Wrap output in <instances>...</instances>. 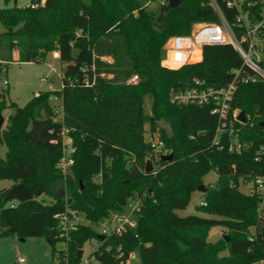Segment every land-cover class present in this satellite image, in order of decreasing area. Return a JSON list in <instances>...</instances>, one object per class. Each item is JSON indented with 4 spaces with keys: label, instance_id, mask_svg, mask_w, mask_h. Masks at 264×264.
<instances>
[{
    "label": "trees",
    "instance_id": "obj_1",
    "mask_svg": "<svg viewBox=\"0 0 264 264\" xmlns=\"http://www.w3.org/2000/svg\"><path fill=\"white\" fill-rule=\"evenodd\" d=\"M148 1L29 0L25 7L0 8V73L13 55L19 62H41L57 53L61 63L60 90L38 92L22 107L8 105L15 109L0 128V143L6 147L0 179L12 181L11 186L24 183L33 197L15 203L4 199L10 187L0 190V236L43 237L50 245L65 240L72 264L93 238L97 247L90 257L96 264H121L118 247L123 258L138 248V264H253L264 259V221L258 217L259 198L241 192L239 184L248 175L264 174L259 152L264 146V80L237 79L230 111L247 115L245 124L235 123L237 139L245 146L229 152L223 135L218 149L213 144L218 121L210 106L171 104L169 93L190 87L195 79L220 87L232 81V70L253 71L230 44L205 45L196 63L162 66L168 37L188 34L193 23L217 22L218 16L207 0H181L175 8L155 2L150 8ZM218 2L232 21L235 9ZM260 65L264 68V48ZM134 74L136 84H128ZM52 95L60 103L59 120ZM146 95L151 98L149 130L159 128L172 154L170 161L158 160L151 172L144 171L151 153L144 141ZM5 107L0 86V111ZM158 121L168 125L169 134ZM63 127L73 147L65 174L56 167L63 155ZM210 171L216 181L200 192L206 204L198 206L209 217L177 215ZM142 193L135 230L98 239L91 224L121 212L130 196ZM65 207L76 209L87 223L59 238L54 215ZM214 225L229 231L227 240L207 241ZM225 250L227 255H221Z\"/></svg>",
    "mask_w": 264,
    "mask_h": 264
},
{
    "label": "built area",
    "instance_id": "obj_2",
    "mask_svg": "<svg viewBox=\"0 0 264 264\" xmlns=\"http://www.w3.org/2000/svg\"><path fill=\"white\" fill-rule=\"evenodd\" d=\"M225 7L235 9V15L232 21H229L224 15L218 0H207L209 6L218 16V21L214 23H202L198 28L190 31L188 34L173 35L167 38L164 43L165 56L161 61V65L177 69L186 64H192L201 61L202 49L205 45L213 44H230L239 54L243 63L253 71L252 75L243 73L241 70H232L233 79L230 83L214 87L205 84L203 80L195 79L190 87L184 90H171L169 93V102L178 105H197L210 106V113L217 118V126L213 138V144L217 145L218 149L223 147L220 144V138L226 135L229 139L227 143V151L239 153L244 143L237 139V132L239 127L235 123L243 124L237 120L238 110L230 111V102L233 93L236 89L237 79L240 78L242 82H254L257 78L264 80V68L261 67V50L262 47V33H264V0H223ZM155 2L158 5H163L168 0H149V3ZM258 5L256 12H253V7ZM107 59L108 58H104ZM42 81L44 79H41ZM138 80L137 75H131L127 83L136 84ZM87 84V81H85ZM3 84H7L4 80ZM38 92L34 95L37 96ZM50 101L54 103V114H61V107L56 96H50ZM55 106H58L55 107ZM246 118V122H247ZM68 129L62 128L61 141L62 152L61 159L56 163V167L63 173L68 166L72 164L70 158L73 152L72 140L68 135ZM144 141L150 147V158L159 160L163 154H168L164 147V143L160 137L158 130H146L144 133ZM259 152L264 154V146L259 147ZM259 159L255 157V160ZM156 168H153V170ZM249 180L245 183L240 181L239 185H246V194L256 195L259 198L257 207L258 217L260 221H264V174L248 175ZM144 193L130 196L121 212L110 214L107 218L101 220L102 230L99 235L109 236L110 234H121L128 230H135L137 224V215L143 204ZM15 202V201H14ZM17 203V202H15ZM205 201L201 200L200 205H205ZM81 214L73 208L65 207L61 212L54 215L58 222L59 236L65 237L77 229ZM106 222H113L112 229L108 230L104 227ZM252 240L253 236H249ZM90 241H96L91 239ZM117 256L121 259V264H128L129 259L133 256V251L124 257V252L121 247L117 248ZM24 262L23 258L18 259V264ZM80 262V261H79ZM85 264H96L93 257H89ZM68 264V263H60ZM78 264V263H77ZM253 264H264V259H261Z\"/></svg>",
    "mask_w": 264,
    "mask_h": 264
},
{
    "label": "rangeland",
    "instance_id": "obj_3",
    "mask_svg": "<svg viewBox=\"0 0 264 264\" xmlns=\"http://www.w3.org/2000/svg\"><path fill=\"white\" fill-rule=\"evenodd\" d=\"M29 4V0H0V8L7 7H25ZM150 8L155 6L154 3L148 5ZM202 23H193L190 27V31L198 28ZM2 28L0 27V32ZM264 47V42H262ZM61 63L58 59L57 53H49L45 61L41 62H19L13 55V60L10 61L4 70L0 73V86L4 90V101L6 107L1 111L4 118V122L1 128H4L8 121V115L13 114L15 106L22 107L28 100H30L37 92L44 91H58L61 87ZM41 79H44L43 81ZM6 80L7 84H3ZM14 103L15 106L9 107L10 103ZM58 108V106H55ZM143 113L144 119V130L149 129L148 117L151 113V98L146 95L143 98ZM247 118V115H245ZM56 120L60 119V115L55 116ZM159 126L162 130L169 134L168 125L163 121H158ZM160 133L159 128H157ZM6 147L0 143V157H4ZM146 160H150L153 168L159 166V161L156 158L147 157ZM67 170L65 171V173ZM63 173V172H62ZM64 173V174H65ZM216 181V173L210 171L203 177V185L207 187L212 185ZM12 181L7 179H0V190L8 189L11 187ZM241 192L247 191L246 185H239ZM201 193L194 191L190 195L189 203L185 209L177 210L176 214L179 216L186 215H198L202 217H209L205 215L198 206L201 203ZM38 199L48 201L49 198L41 196ZM81 223H87L83 216L80 217ZM91 227L99 234L103 228L102 222L98 221L95 224H91ZM104 227L108 230L112 229L113 222H106ZM2 228L0 227V233ZM229 231L221 225H214L210 227L207 234V241L215 243L220 240L223 235H228ZM60 238V236H59ZM65 238V237H63ZM17 237L16 235L0 236V264H18V259L23 258L24 262L21 264H60L68 263L70 261L71 253L66 251L65 240L56 241L53 245H50L43 237H28L24 238ZM53 247V249H52ZM97 247L96 241H87L82 246V256L78 264H85L84 261L88 262V259L93 250ZM64 250V253L59 255V252ZM221 255H227V251H223ZM139 263V250L135 248L133 250V256L129 259L128 264Z\"/></svg>",
    "mask_w": 264,
    "mask_h": 264
},
{
    "label": "water",
    "instance_id": "obj_4",
    "mask_svg": "<svg viewBox=\"0 0 264 264\" xmlns=\"http://www.w3.org/2000/svg\"><path fill=\"white\" fill-rule=\"evenodd\" d=\"M16 0H14L15 2ZM181 3V0H168L167 5L170 8H175L178 7ZM237 120L240 121L241 123L245 124L246 123V116L243 111H239L237 114ZM4 122V118L1 114L0 111V128L2 127ZM172 159V154H163L160 156L159 160L160 161H170ZM153 170L152 163L150 160H146L145 162V172H151ZM206 187L203 184H200L197 186L196 190L199 192H204ZM33 197L32 192L27 188V186L24 183H18L13 186H11L5 193L4 199L5 200H10V201H15L17 203H23ZM224 240H227V235H223L222 237ZM98 239H103L102 235L98 236ZM21 240H24L22 238ZM53 249V247H52ZM82 255V250H78L77 252V258H81Z\"/></svg>",
    "mask_w": 264,
    "mask_h": 264
}]
</instances>
